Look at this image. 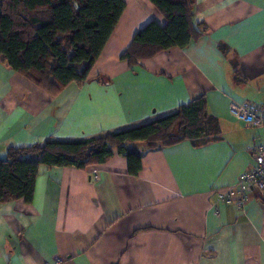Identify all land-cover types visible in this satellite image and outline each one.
<instances>
[{
	"label": "crops",
	"instance_id": "obj_1",
	"mask_svg": "<svg viewBox=\"0 0 264 264\" xmlns=\"http://www.w3.org/2000/svg\"><path fill=\"white\" fill-rule=\"evenodd\" d=\"M124 1L83 83L48 92L0 62V158L141 126L202 97L220 137L159 150L138 143L137 174L117 151L83 170L40 167L31 204H0V264H264V195L219 202L264 144V126L231 113L232 103L264 112V0H194L203 35L134 67L122 56L135 36L167 21L150 0Z\"/></svg>",
	"mask_w": 264,
	"mask_h": 264
},
{
	"label": "trees",
	"instance_id": "obj_2",
	"mask_svg": "<svg viewBox=\"0 0 264 264\" xmlns=\"http://www.w3.org/2000/svg\"><path fill=\"white\" fill-rule=\"evenodd\" d=\"M164 16L140 31L122 56L131 67L171 48H187L203 34L195 28L194 0H150ZM124 0H0V62L48 92L85 82L118 25ZM220 124L204 97L156 121L99 138L11 147L0 158V204H31L39 169L77 168L108 162L117 151L137 174L148 149L190 142L204 146L219 139ZM136 163V164H135Z\"/></svg>",
	"mask_w": 264,
	"mask_h": 264
},
{
	"label": "built area",
	"instance_id": "obj_3",
	"mask_svg": "<svg viewBox=\"0 0 264 264\" xmlns=\"http://www.w3.org/2000/svg\"><path fill=\"white\" fill-rule=\"evenodd\" d=\"M231 113L247 127L264 126V112L255 105L232 103ZM253 156L254 166L243 173L238 183L230 187L225 195L219 197V202L233 204L238 200L240 204H244L250 193L257 192L264 195V144L254 149Z\"/></svg>",
	"mask_w": 264,
	"mask_h": 264
}]
</instances>
